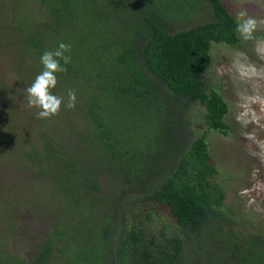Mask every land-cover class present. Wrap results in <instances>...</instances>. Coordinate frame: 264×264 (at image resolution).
<instances>
[{"label": "trees", "instance_id": "1", "mask_svg": "<svg viewBox=\"0 0 264 264\" xmlns=\"http://www.w3.org/2000/svg\"><path fill=\"white\" fill-rule=\"evenodd\" d=\"M235 25L223 0H0V48L14 77L12 103L0 102V154L27 163L38 183L55 180L38 191L55 218L45 240L29 256L0 244V264H264L263 237L221 229L219 171L182 117L199 104L209 128L230 129L229 105L205 74L213 43H239ZM60 42L71 63L52 91L66 102L75 89L76 105L38 119L26 88ZM17 94L24 114L14 118ZM139 204L168 208L196 248L144 228Z\"/></svg>", "mask_w": 264, "mask_h": 264}, {"label": "rangeland", "instance_id": "2", "mask_svg": "<svg viewBox=\"0 0 264 264\" xmlns=\"http://www.w3.org/2000/svg\"><path fill=\"white\" fill-rule=\"evenodd\" d=\"M223 2L235 18L245 8L249 15L264 19V0ZM209 18L208 15L206 19ZM193 21H198L195 16ZM0 32L3 38L4 32ZM255 37L264 40V27L255 33ZM211 54L213 62L205 80L227 101L226 120L230 129L224 132L209 128L203 120L204 107L199 104L193 105L182 117L190 120L195 136H204L211 162L219 171L212 181L220 186L217 195L224 194L220 202L221 210L227 214L221 226L223 232L239 235L245 231L264 238V52L257 51L255 40L240 39L237 45L213 43ZM10 55L5 48H0V90L4 89L0 102L4 99L3 104L14 97L10 87L14 79ZM17 97L18 94L13 102L14 118L24 114L17 111ZM15 157L8 155V151L0 154V244L14 254L29 256L35 245L45 240L54 222L53 214L49 213L47 217L43 212V205L47 208L52 201L47 195L42 198L40 194L43 204L38 191L47 194L55 187V180L38 183L33 180V168L27 163L21 164V159ZM146 207L147 214L139 204L142 220L148 223L143 225L144 228L157 235L161 231L174 233L186 241L188 250L196 248V240L179 229L168 208L159 204ZM201 245L205 251L211 248L213 239L207 234Z\"/></svg>", "mask_w": 264, "mask_h": 264}, {"label": "clouds", "instance_id": "3", "mask_svg": "<svg viewBox=\"0 0 264 264\" xmlns=\"http://www.w3.org/2000/svg\"><path fill=\"white\" fill-rule=\"evenodd\" d=\"M248 0H245L247 3ZM264 27V19H257L249 15L244 8L236 15L235 32L244 41H256L258 52H264V40H257L255 33ZM42 71L35 77L31 86L26 88L27 106L37 109L38 119H50L58 115L61 107L72 110L76 105V90L69 89L67 101L64 97L53 94L58 84V75L67 72V65L71 63V45L60 42L58 47L46 50L40 56Z\"/></svg>", "mask_w": 264, "mask_h": 264}]
</instances>
